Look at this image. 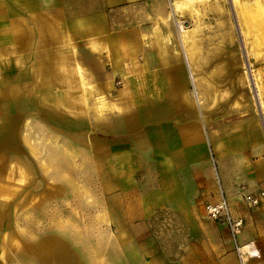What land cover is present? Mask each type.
<instances>
[{
  "label": "rangeland",
  "instance_id": "obj_1",
  "mask_svg": "<svg viewBox=\"0 0 264 264\" xmlns=\"http://www.w3.org/2000/svg\"><path fill=\"white\" fill-rule=\"evenodd\" d=\"M31 1L32 84H15L11 101L0 98V112L23 110L14 138L0 119V139L7 137L0 141V264H216L229 243L235 252L225 226L203 207L220 198L222 177L230 211L234 197L243 202L234 194L248 191L250 162L264 145V40L256 43L244 17L255 0H169L160 44L173 62L184 50L192 56L198 83L188 85V101L179 100L191 110L132 131L107 127L116 111L98 98L121 89L134 95L139 85L147 94L150 85L115 80L100 94L95 83L56 77L55 69L42 83L37 65L47 52L35 31L53 4ZM0 70L7 81L24 68ZM66 78L86 108L52 97L63 94ZM156 96L140 100L137 112L157 104ZM159 125L175 129L169 148L149 138ZM184 134L190 142L182 148Z\"/></svg>",
  "mask_w": 264,
  "mask_h": 264
},
{
  "label": "crops",
  "instance_id": "obj_2",
  "mask_svg": "<svg viewBox=\"0 0 264 264\" xmlns=\"http://www.w3.org/2000/svg\"><path fill=\"white\" fill-rule=\"evenodd\" d=\"M50 1L53 8L51 11L46 8V15L45 18H41L39 31H35L40 42H45L39 50L47 52V57L41 59L42 62L37 65L43 69L40 73V80L42 81L43 78L42 83L45 81L50 83L48 79L53 77L55 69L56 77L78 76L80 77L78 82L84 85L95 83L94 89L100 94L104 83L115 80L124 84L150 85L147 94L143 87L138 91L139 85L134 95L121 89L116 96L106 95L98 98V101H104V107L116 111V121L111 120L110 125H104L113 129L117 127L132 131L141 127L143 123H162L179 110H191V105L186 102L180 103L179 100L182 95L183 100L188 101L187 92L191 79L189 72H195L192 56L188 67L182 53L178 58L181 63L173 62L163 57L165 48L160 44V37L163 35L161 31H167L169 0ZM31 2V0H0V68L13 71L16 63L18 69L24 68L22 72L12 74V78L7 81L4 80L5 76H2L0 70V98L5 97L8 101L15 99L13 93L15 84H22L23 87L32 84ZM41 2L44 4V0ZM47 12L51 13L50 18ZM51 44L56 48L49 47ZM184 67L187 70L188 80ZM61 82L64 87L63 94L52 97L62 100H82L86 108L84 101L87 99L84 96H74L72 81L66 78ZM195 82L198 83L196 79ZM76 88L80 89V86ZM156 95L159 97L157 104H149L140 115L137 112L138 102L147 98H156ZM23 99L26 101L31 99V96L25 95ZM11 109L13 108L0 112V119L3 117V122H7L3 131H6L8 139L12 136L14 138L16 123L17 121L18 124L21 123L19 119L23 111L11 114ZM25 109L28 108L24 106ZM77 113L76 111L73 114L77 115ZM71 121L74 119L72 118ZM74 127L72 129L75 134L72 138H76V134L80 133L79 125ZM174 130L173 126L159 125L149 133V138L158 148H169L170 143L175 139ZM177 131L179 132L180 129ZM7 137L2 136L0 141ZM179 140L180 143L182 142V148L190 142L185 134ZM256 152L258 157L255 156L256 158L251 160L250 174L244 180L248 191L240 192L239 195L234 194L236 197L239 196L241 201L244 193L264 190V145L259 144ZM222 182L220 190L228 200L229 186L223 177ZM218 200L219 198L215 202ZM230 203L233 207L231 211L233 217L243 221L238 244L243 246L252 242L258 252L255 257H246V264H264V207L249 208L244 201L235 202V197ZM226 231L228 232L227 228ZM230 244L228 251H224L221 257L218 254L216 264H236L238 257L236 251H232Z\"/></svg>",
  "mask_w": 264,
  "mask_h": 264
},
{
  "label": "built area",
  "instance_id": "obj_3",
  "mask_svg": "<svg viewBox=\"0 0 264 264\" xmlns=\"http://www.w3.org/2000/svg\"><path fill=\"white\" fill-rule=\"evenodd\" d=\"M220 193L219 200L213 203H206L203 207V211L206 218L221 222L227 228L234 242L238 263L246 264V257H255L258 252L252 242L243 246L238 244V238L242 233L243 221L240 218L233 217L226 197L223 195L222 191ZM242 200L249 208L264 207V190L244 193L242 195ZM253 252H255L256 255H252Z\"/></svg>",
  "mask_w": 264,
  "mask_h": 264
},
{
  "label": "bare ground",
  "instance_id": "obj_4",
  "mask_svg": "<svg viewBox=\"0 0 264 264\" xmlns=\"http://www.w3.org/2000/svg\"><path fill=\"white\" fill-rule=\"evenodd\" d=\"M254 2H255V4H254V7H252V9H247L245 7V5L243 7H241V9L243 11L247 9V11H248V13L245 11L246 14L244 15V17L247 20L246 21V23H247L246 28H248V30H250L249 33H252L254 35L253 37H256V41L258 40L256 43L258 44L259 41L264 40V3H262V2H264V0H262V2L260 0H255ZM185 32L186 31H183L184 34H185ZM248 35H250V34H248ZM257 47H258V45H257ZM182 54H184V59H186L185 63L187 64V67H188L190 65L189 59L191 58L190 57L191 54L187 50H184V52H182ZM189 76L191 77L190 84L193 83L194 86H196L194 74L191 71L189 72ZM195 94H196V99L198 97V100H199V95L196 92H195Z\"/></svg>",
  "mask_w": 264,
  "mask_h": 264
},
{
  "label": "snow or ice",
  "instance_id": "obj_5",
  "mask_svg": "<svg viewBox=\"0 0 264 264\" xmlns=\"http://www.w3.org/2000/svg\"><path fill=\"white\" fill-rule=\"evenodd\" d=\"M252 255H256V253H255V252H253V253H252Z\"/></svg>",
  "mask_w": 264,
  "mask_h": 264
}]
</instances>
